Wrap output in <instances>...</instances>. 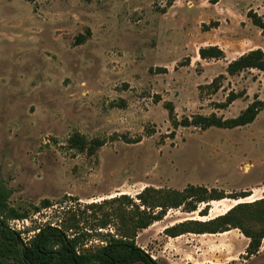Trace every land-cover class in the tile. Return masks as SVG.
I'll use <instances>...</instances> for the list:
<instances>
[{
	"label": "rangeland",
	"instance_id": "rangeland-1",
	"mask_svg": "<svg viewBox=\"0 0 264 264\" xmlns=\"http://www.w3.org/2000/svg\"><path fill=\"white\" fill-rule=\"evenodd\" d=\"M251 10L264 15V0H0V181L11 189L10 205L29 212L27 221L8 220L9 227L29 242L41 227L75 217L89 235L88 249L102 242L101 234L127 230L138 210L164 212L136 238L152 257L167 249L155 258L161 264H264V238L247 257L239 229L227 256L210 249L219 241L213 237L174 240L164 232L264 199V110L242 127L201 129L174 127L167 109L171 103L178 121L230 119L264 100L263 71L227 72L241 55L264 51ZM209 46L225 57L201 58L200 48ZM231 94L237 97L229 102ZM75 133L106 143L88 154L70 147ZM190 185L251 195L211 201L208 217L199 214L206 204L187 212L147 208L139 199L146 188ZM122 195L128 199L118 200ZM156 196L145 198L152 204ZM112 198L118 199L103 204ZM253 210L248 215L259 211L261 218L264 209ZM105 217L110 223L100 228ZM243 225L264 230L254 219ZM178 247L181 254H169Z\"/></svg>",
	"mask_w": 264,
	"mask_h": 264
},
{
	"label": "trees",
	"instance_id": "trees-1",
	"mask_svg": "<svg viewBox=\"0 0 264 264\" xmlns=\"http://www.w3.org/2000/svg\"><path fill=\"white\" fill-rule=\"evenodd\" d=\"M248 17L264 34V15H259L251 10L248 12ZM203 27L206 28L208 26L203 25ZM212 27H217V24L214 23ZM78 40L83 41L84 36H79ZM199 54L204 59H222L225 57L224 51L218 46L202 47L199 50ZM245 69H258L264 72V51L262 49L251 50L231 61L227 66V72L230 75ZM236 97L231 94L229 102L236 99ZM167 109L174 127L181 125L184 127L195 126L201 129H208L209 127L232 129L254 122L258 114L264 110V100L256 98L240 115L230 119L220 118L212 114L210 116L194 115L192 118L186 117L182 121H178L175 116V109L171 103L167 104ZM139 141L135 140L134 142ZM68 143L71 148L94 154L96 149L102 147L106 142L95 138L88 143L84 136L75 133L69 138ZM11 193V189L0 181V264H135L138 262L142 264H161L137 244L136 238L139 230L146 229L153 222L162 220L164 212L157 215L148 214L146 210H138L139 218L134 220L135 218L131 217L129 221L133 224L127 230H118V234H113L112 232L101 234L102 242L90 246L88 249L85 248L84 238L89 235L83 232V228H80L79 222L75 217L70 218L67 225L64 224V226L45 225L39 229L29 242H24L20 238L19 233L9 227L8 220L27 219L29 212L21 207L10 205ZM148 194H156L155 198L157 200L150 204V200L145 198ZM250 195L251 193L249 192H241L240 194L226 196L224 192H219L217 189L190 185L182 191L146 188L139 195V199L147 208L159 207L164 210V208L187 206V212L197 211L200 204H206L199 214L202 217H208L211 201L224 198L240 199ZM121 197L119 199L105 200L103 204H108L110 203L109 201H116V199H128L126 195ZM43 203L46 206L49 205L48 201ZM96 206L100 205L96 204ZM254 208L257 211L258 209H264V199L239 203L225 214L215 216V218L208 221L187 220L166 228L164 232L170 237H178L187 233L216 234L239 229L249 239L246 256L251 257L259 251L261 241L264 238V230L255 233L243 225L248 219L264 222V210L260 212L261 218L259 217V211L254 217L248 215V212L254 211ZM127 213H130V211ZM109 220L108 217L102 218V222L98 226L105 228L109 225ZM121 220L124 221V218ZM71 230L74 231L72 234L69 233Z\"/></svg>",
	"mask_w": 264,
	"mask_h": 264
},
{
	"label": "crops",
	"instance_id": "crops-1",
	"mask_svg": "<svg viewBox=\"0 0 264 264\" xmlns=\"http://www.w3.org/2000/svg\"><path fill=\"white\" fill-rule=\"evenodd\" d=\"M223 200V199H221ZM224 201V200H223ZM228 210V207H226V210L224 211L223 214H225ZM222 215V214H221ZM154 225H150L148 228L146 229H143L144 231H148L150 230ZM236 231L235 229H232V230H229V231H226V232H223V233H216V234H213V233H205V234H196L198 236H202V237H213L212 239H218L219 241H216L214 243L210 242L209 244H212L210 247L213 246V248H210V249H215L216 251L221 249V250H224V256H227L226 253L229 251V249L232 247V239L231 237L234 236L232 235L233 232ZM163 232V231H162ZM143 233V232H142ZM192 235V233H187V234H183V235H180L178 237H172V239L174 240H178L180 239L181 237H184L186 235ZM141 233L139 234L138 238L140 237ZM187 237V240L189 241V237ZM225 237V238H224ZM236 237V236H235ZM244 238L246 239V245H248V239L244 236ZM208 239H211V238H208ZM236 239H239V237H236ZM143 247L145 250H146V246H141ZM200 248V247H199ZM180 247L176 248V250H171L169 254L173 253V255L175 254H178V253H182L183 252V249L179 250ZM147 251V250H146ZM167 251L166 250H163L162 248L160 249H157V255H153L154 258H159L163 252ZM180 251V252H179ZM148 252V251H147ZM215 256H220L219 254L215 253ZM239 257L238 256H232L231 259L229 260L230 262H233L235 259H237ZM176 260L180 259L178 256L175 257ZM223 258V257H222ZM209 261H211V263H215L214 259H209ZM226 257H224L223 260H221V263H226Z\"/></svg>",
	"mask_w": 264,
	"mask_h": 264
},
{
	"label": "built area",
	"instance_id": "built-area-1",
	"mask_svg": "<svg viewBox=\"0 0 264 264\" xmlns=\"http://www.w3.org/2000/svg\"><path fill=\"white\" fill-rule=\"evenodd\" d=\"M17 222H19V220H16ZM23 221H27V219L23 220Z\"/></svg>",
	"mask_w": 264,
	"mask_h": 264
}]
</instances>
